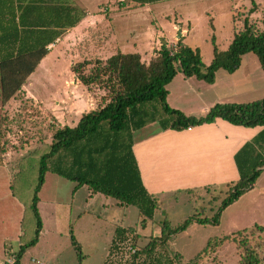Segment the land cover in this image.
<instances>
[{
  "label": "rangeland",
  "instance_id": "rangeland-1",
  "mask_svg": "<svg viewBox=\"0 0 264 264\" xmlns=\"http://www.w3.org/2000/svg\"><path fill=\"white\" fill-rule=\"evenodd\" d=\"M123 2L79 0L77 5L81 9L87 8L93 17L78 24V37L48 52L16 96L3 102L0 94V125L3 130L0 151V222L12 227L19 221L22 245L32 241L37 231L38 220L33 197L39 184L42 158L51 150L53 129L74 127L82 114L104 106L108 99L107 92L98 85L88 90L72 70L79 61L96 57L107 59L115 53H92L98 44L93 47L87 41L95 39L98 42L112 27L119 34V44L125 43L124 52L139 53L142 61L148 64L151 57H156L162 44L176 48L181 31L183 43L198 49L203 64L208 66L214 58L215 47L222 52L226 51L234 33L243 27L246 17L258 28H263L264 0H167L146 6L134 3L121 5ZM104 8L111 11L117 9L119 16L113 21L103 11ZM89 22L94 24L90 25V29L87 28ZM243 59V67L237 77H244V71H248L250 77H246L251 79L253 87L247 93L246 101L264 100V79L259 76L261 73L264 76V71L258 58L249 53ZM93 67L94 64L90 65L86 71ZM220 72L221 77H231L224 69H220ZM158 109L160 111L161 107L158 106ZM167 117L171 119L170 115ZM61 182V191L55 193L56 197L49 194L48 198L50 201L55 198L66 216L68 208H71L73 213L70 224L67 222V226L58 232L49 230L50 233L46 234L45 230L52 229L53 224L48 218L42 220L44 225L39 242L26 250L22 264H127L122 259L129 257L128 241H120L117 230H125L127 239L140 250L161 235L163 220L169 222L167 232H171L194 216L212 219L229 194L226 185L210 193H183L178 199L170 198V202L160 207L152 219L140 214L137 207L120 206L118 202L119 207L104 212L100 199L93 200V212L78 221L79 212L76 207L82 205L84 190L87 189H81L72 203L70 184L73 183L64 179ZM253 188V191L246 192L222 212L218 224L192 223L185 230L179 231L171 244L173 250L180 254L181 260L189 261L210 242L232 236L238 239L245 237L246 245L257 246L259 254L264 256V228L242 232L255 225L264 226V173L258 185ZM42 208H48V202ZM72 236L81 247L80 254L72 242ZM115 239L118 248L113 244ZM241 248L236 241L225 242L199 264H240ZM163 249V246L158 248L157 253ZM18 250V243H14L13 252Z\"/></svg>",
  "mask_w": 264,
  "mask_h": 264
},
{
  "label": "trees",
  "instance_id": "trees-1",
  "mask_svg": "<svg viewBox=\"0 0 264 264\" xmlns=\"http://www.w3.org/2000/svg\"><path fill=\"white\" fill-rule=\"evenodd\" d=\"M123 1V4L146 6L167 0ZM86 15V9L74 5L71 0H0V94L3 102L22 91L28 77L48 54V47L66 30L76 27ZM182 38L178 40L176 48L162 44L156 57H151L148 64L142 61L139 53L117 52L107 59L96 57L94 63V59H85L72 67L76 78L88 90L98 85L107 92L108 99L104 106L82 114L76 126L53 129L51 150L42 158L39 184L33 197L38 220L35 238L22 245L14 254V264H21L26 250L39 242L43 229L38 209L39 192L45 183L47 171L53 170L76 182L77 187L88 185L93 192L112 197L122 205L135 206L140 214L152 219L162 204L149 195L142 184L130 144L133 131L155 121H160L164 129L184 130L211 124L218 119L235 126L264 127V100L243 104H216L206 116L200 118L187 116L172 109L167 103V86L178 74H183L186 78L196 77L212 84L220 69L234 73L241 67L243 57L249 53L258 58L264 71V19L261 29L246 17L243 27L234 33L226 51L222 52L215 47L214 58L208 66L203 64L200 51L184 44ZM92 64L93 69L86 71ZM158 106L161 107L160 111ZM169 115L171 123L164 125L169 120ZM2 145L3 130L0 125V151ZM68 157L79 168L80 173L76 172L77 175L73 168L66 166ZM84 157L88 159L86 163ZM236 161L240 179L227 184L228 197L214 218L194 216L177 229L170 230L171 232H167L169 222L163 220L161 235L140 250L132 242L131 246L136 248V252L132 253L127 249L129 257L122 259V262L199 264L225 242L236 241L240 248L243 247L240 264H264V256L259 254L258 247L246 245L248 243L245 237H224L210 242L189 261L181 260L180 254L173 250L171 244L174 236L189 224H218L222 212L253 189L264 168V130L241 149ZM83 169H87V172ZM263 228L264 226L255 225L242 232ZM126 236L125 230H117L120 241H129ZM72 242L80 254L81 247L73 236ZM113 244L115 248L119 247L116 239ZM162 246L163 251L157 253Z\"/></svg>",
  "mask_w": 264,
  "mask_h": 264
},
{
  "label": "crops",
  "instance_id": "crops-1",
  "mask_svg": "<svg viewBox=\"0 0 264 264\" xmlns=\"http://www.w3.org/2000/svg\"><path fill=\"white\" fill-rule=\"evenodd\" d=\"M71 2L77 5L79 0H71ZM85 9L87 15L79 25L87 21L86 19L93 17V14L87 8ZM116 10L115 8L112 11L109 8L103 9L113 21L116 16H119ZM113 21L111 20V23ZM90 25L94 24L89 22L87 28L90 29ZM77 27L78 25L66 30L54 44L48 47V52L55 50L64 42L72 41V38L77 36ZM118 37L119 34L111 27L107 35L99 38L98 42L94 39L86 43H90L93 47L97 46L94 44H98V48L91 51L95 54H108L109 51L115 52L114 54L117 52L125 53L123 50L125 43L120 45ZM101 41L103 42L101 43ZM90 45H88L89 48ZM243 60L241 67L234 73H230V78L221 77L219 70L212 84L196 77L186 78L183 74H178L167 86L168 105L187 116L200 118L206 116L216 104L252 103L253 101H246L247 93L253 90L251 79H247L250 77L248 71L247 73L244 71L242 75L244 77H237L243 67ZM259 76L264 79L262 73ZM206 93L211 94L206 95ZM259 100L262 99L257 101ZM168 122L171 123V120L163 124L168 125ZM263 130L264 127L260 126L254 128L235 126L222 119L211 124H203L184 130L164 129L160 121H155L142 129L133 131L130 144L144 188L149 195L162 203V206H165L167 202H170V198L178 199L179 195L183 193L187 195L193 191L195 193L200 191L210 193L215 189L238 181L240 171L236 156L247 143L253 141ZM70 157L66 161V166L73 168L74 174L77 175L76 172L80 173L79 168L74 166ZM87 160L84 157L85 163ZM84 169L83 171L87 172V169ZM263 173L264 171L262 175ZM262 175L254 186L258 185ZM61 179L73 183L70 184L73 193L72 203L81 193V189H87H83L85 193L82 205L76 207L79 212L78 221L84 220L88 213L93 212L91 211L93 200L100 199L104 212L119 207L117 202H120L116 199L95 193L88 185L77 187L76 182L50 170L46 173L45 183L39 192L38 203L42 220L48 218L53 224L52 229L45 230L46 234L50 233L49 230L58 232L60 228L67 226V222L70 224L72 218L71 208L70 210L68 208V215L66 216V213L60 210L59 202L55 198L51 201L48 198L49 194H54L56 197L55 193L61 191ZM47 202L48 208L43 210L42 206ZM64 220L65 222H63ZM21 235L22 230L18 220L12 227L0 222V264H7L8 258L14 256L16 253L13 252L14 243H18L20 249L22 246Z\"/></svg>",
  "mask_w": 264,
  "mask_h": 264
},
{
  "label": "built area",
  "instance_id": "built-area-1",
  "mask_svg": "<svg viewBox=\"0 0 264 264\" xmlns=\"http://www.w3.org/2000/svg\"><path fill=\"white\" fill-rule=\"evenodd\" d=\"M171 47H173V46H171ZM127 243L130 244V245H128L129 246L128 250H130V252H132V253H135L136 252V248H134V246L133 247L131 246V240H129ZM14 262H15V257L14 256H10L8 258V260H7V264H14Z\"/></svg>",
  "mask_w": 264,
  "mask_h": 264
},
{
  "label": "water",
  "instance_id": "water-1",
  "mask_svg": "<svg viewBox=\"0 0 264 264\" xmlns=\"http://www.w3.org/2000/svg\"><path fill=\"white\" fill-rule=\"evenodd\" d=\"M183 37V34L182 32L180 31L179 34H178V39H181Z\"/></svg>",
  "mask_w": 264,
  "mask_h": 264
}]
</instances>
